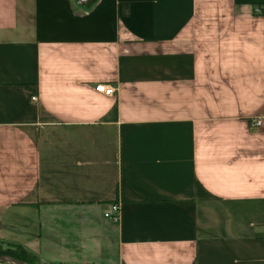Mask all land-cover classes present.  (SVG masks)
Segmentation results:
<instances>
[{
  "label": "crops",
  "instance_id": "obj_1",
  "mask_svg": "<svg viewBox=\"0 0 264 264\" xmlns=\"http://www.w3.org/2000/svg\"><path fill=\"white\" fill-rule=\"evenodd\" d=\"M256 118L264 0H0V241L42 264H264Z\"/></svg>",
  "mask_w": 264,
  "mask_h": 264
},
{
  "label": "built area",
  "instance_id": "obj_2",
  "mask_svg": "<svg viewBox=\"0 0 264 264\" xmlns=\"http://www.w3.org/2000/svg\"><path fill=\"white\" fill-rule=\"evenodd\" d=\"M96 91L107 96V97H113L116 93L115 87L112 85H98L96 87ZM34 101L37 100V98H33ZM252 126L261 128L264 127V120L261 118H256L252 120ZM120 206L119 205H112L111 208L105 213V218L109 219L115 223H117L120 220Z\"/></svg>",
  "mask_w": 264,
  "mask_h": 264
},
{
  "label": "trees",
  "instance_id": "obj_3",
  "mask_svg": "<svg viewBox=\"0 0 264 264\" xmlns=\"http://www.w3.org/2000/svg\"><path fill=\"white\" fill-rule=\"evenodd\" d=\"M9 245L15 246L16 248H18L21 251L20 253H18V252L12 253L9 256L11 259H15L17 261H21V262H24L27 264H42L40 262V260L35 255L30 253L24 247H22L20 245H14V244H9ZM1 264H7V263L1 262Z\"/></svg>",
  "mask_w": 264,
  "mask_h": 264
},
{
  "label": "rangeland",
  "instance_id": "obj_4",
  "mask_svg": "<svg viewBox=\"0 0 264 264\" xmlns=\"http://www.w3.org/2000/svg\"><path fill=\"white\" fill-rule=\"evenodd\" d=\"M14 252L20 253L21 251L15 246L0 241V257L10 258L9 256Z\"/></svg>",
  "mask_w": 264,
  "mask_h": 264
},
{
  "label": "water",
  "instance_id": "obj_5",
  "mask_svg": "<svg viewBox=\"0 0 264 264\" xmlns=\"http://www.w3.org/2000/svg\"><path fill=\"white\" fill-rule=\"evenodd\" d=\"M0 262H4L7 264H27L21 261H17L15 259H11V258H5V257H0Z\"/></svg>",
  "mask_w": 264,
  "mask_h": 264
}]
</instances>
